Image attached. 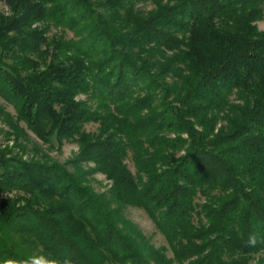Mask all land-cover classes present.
I'll return each instance as SVG.
<instances>
[{
    "label": "trees",
    "instance_id": "1",
    "mask_svg": "<svg viewBox=\"0 0 264 264\" xmlns=\"http://www.w3.org/2000/svg\"><path fill=\"white\" fill-rule=\"evenodd\" d=\"M1 2L0 38L21 32L12 49L50 58L26 75L0 61L28 124L45 140H77L88 172L112 184L86 183L78 160L69 171L0 151V261L264 263V243H245L264 236V0ZM50 17L82 38L50 44L32 27ZM43 115L47 129L33 125ZM130 206L163 246L126 217Z\"/></svg>",
    "mask_w": 264,
    "mask_h": 264
},
{
    "label": "rangeland",
    "instance_id": "2",
    "mask_svg": "<svg viewBox=\"0 0 264 264\" xmlns=\"http://www.w3.org/2000/svg\"><path fill=\"white\" fill-rule=\"evenodd\" d=\"M142 6L147 10L153 5L152 3H147V5L142 4ZM9 13L10 11L6 3L4 4L1 2L0 26ZM258 26L260 29H264V20H260ZM32 27L41 28L44 32L43 37L48 39L47 42L50 44H57L59 40L63 39L78 40L82 38L77 31L64 25L63 22L61 23L56 17H50L45 21H37ZM21 37V32H13L9 35V39L0 38V61L4 65L8 63L9 65L15 66L25 75L45 70L50 61V58L45 55L47 54L46 51L42 53H27L24 51H15L11 48L14 44L12 39L18 42L22 39ZM43 45L45 49L46 46L45 44ZM28 59H30L29 64L27 62ZM31 65H33V68ZM86 98L87 94L85 92H79L76 95V99L85 100ZM27 111L28 105L16 97L9 83L2 79L0 74V151L4 152V155L10 158L15 157L26 162L37 160L39 162L59 163L69 171H73L74 166H72V163L78 160L85 169V172L87 171L84 174V180H87L86 183L91 184V186H94L95 189L99 191H104L110 187L112 181H110L105 174L99 171L88 172L89 166L93 164L92 162L80 159L81 146L77 140L68 138L67 140L64 139L60 141L53 134H50L49 140L43 139L35 132L36 130L28 124L25 115ZM48 118L47 115H43V117H41L39 121H35L34 124L32 121V124L35 125V127H45L47 129L51 124ZM95 128L96 124L90 123L86 125V129L89 131H93ZM125 215L138 226L157 247L165 244L164 237L157 230L155 223H153L143 209L130 206L125 210ZM168 254H170L169 251Z\"/></svg>",
    "mask_w": 264,
    "mask_h": 264
},
{
    "label": "clouds",
    "instance_id": "3",
    "mask_svg": "<svg viewBox=\"0 0 264 264\" xmlns=\"http://www.w3.org/2000/svg\"><path fill=\"white\" fill-rule=\"evenodd\" d=\"M245 243L247 247L255 248L258 244L264 243V236L251 232ZM0 264H76V262L68 254L63 257L33 254L19 259L7 258L0 261Z\"/></svg>",
    "mask_w": 264,
    "mask_h": 264
}]
</instances>
